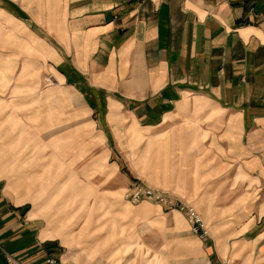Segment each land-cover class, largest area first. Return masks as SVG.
Returning <instances> with one entry per match:
<instances>
[{
  "label": "crops",
  "instance_id": "obj_1",
  "mask_svg": "<svg viewBox=\"0 0 264 264\" xmlns=\"http://www.w3.org/2000/svg\"><path fill=\"white\" fill-rule=\"evenodd\" d=\"M44 1L0 0V12L46 30L63 83L103 101L91 113L117 161L146 142L172 167H206L197 172L215 181L227 173V187L245 176L246 217L214 240L216 264H264V0H49L50 10ZM111 156L105 149L107 164ZM13 165L0 163V264L61 260L75 215L49 209Z\"/></svg>",
  "mask_w": 264,
  "mask_h": 264
},
{
  "label": "rangeland",
  "instance_id": "obj_2",
  "mask_svg": "<svg viewBox=\"0 0 264 264\" xmlns=\"http://www.w3.org/2000/svg\"><path fill=\"white\" fill-rule=\"evenodd\" d=\"M44 2L50 10L49 0ZM47 34L29 18L0 12V163L13 159L12 169H25L28 184L49 209L75 215L77 236L64 249L63 264H216V237L226 242L246 217L245 176L236 175L227 187V173L215 181L197 172L206 167H172L148 151L146 142L127 145L117 161L113 142L107 135L103 142L94 125L102 119L91 113L106 109L103 101L88 87L74 90L63 83L57 69L63 55L55 53ZM107 148L117 170L105 161ZM36 168L43 171L42 181L30 178ZM193 169L192 176L186 173ZM137 186L193 207L206 237L193 234L182 213L147 201L131 205Z\"/></svg>",
  "mask_w": 264,
  "mask_h": 264
},
{
  "label": "built area",
  "instance_id": "obj_3",
  "mask_svg": "<svg viewBox=\"0 0 264 264\" xmlns=\"http://www.w3.org/2000/svg\"><path fill=\"white\" fill-rule=\"evenodd\" d=\"M143 201L156 203L166 208L167 210L176 211L182 213L189 224L191 232L203 239L207 235V229L200 218L196 210L189 206L184 205L177 200H174L171 197H167L164 194L153 191L151 189H146L140 186L134 187L132 192L129 195V202L131 205H137ZM7 264H22L19 261L15 260L11 256L7 255L6 257ZM229 261H224L223 264H229ZM42 264H63L61 261L54 258H47Z\"/></svg>",
  "mask_w": 264,
  "mask_h": 264
}]
</instances>
